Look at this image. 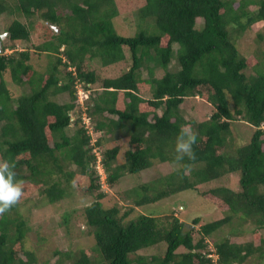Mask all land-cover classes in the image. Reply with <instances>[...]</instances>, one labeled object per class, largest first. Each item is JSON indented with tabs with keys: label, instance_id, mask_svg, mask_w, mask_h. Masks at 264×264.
<instances>
[{
	"label": "trees",
	"instance_id": "obj_1",
	"mask_svg": "<svg viewBox=\"0 0 264 264\" xmlns=\"http://www.w3.org/2000/svg\"><path fill=\"white\" fill-rule=\"evenodd\" d=\"M133 10L129 32L124 19L131 14L122 20L118 0H0V20L16 15L7 39L0 38V161L25 188L0 214V264L38 262L28 244L33 228L20 211L26 190L55 204L76 189L97 191L83 210L87 230H80L92 245L57 249L44 264H243L254 257L264 264V28L261 50L251 57L233 37V28L242 35L264 22V0H142ZM36 32L35 51L49 58L44 71L30 49L14 44ZM174 60L177 71L170 69ZM121 64L125 69L109 73ZM14 84L23 88L17 96ZM190 96L211 103L208 118L185 117L182 103ZM237 116L253 127L241 146L232 143ZM182 126L196 136L195 158L176 159ZM123 136L130 145L125 161L119 144L103 149ZM165 162L176 168L132 187L126 203L104 207L98 164L113 187ZM229 176L237 187L222 182ZM192 189L223 216L202 223L198 215L189 224L175 212L140 210ZM68 221L66 215V227ZM246 223L263 231L259 243L231 240ZM220 233L210 246L207 237Z\"/></svg>",
	"mask_w": 264,
	"mask_h": 264
},
{
	"label": "rangeland",
	"instance_id": "obj_2",
	"mask_svg": "<svg viewBox=\"0 0 264 264\" xmlns=\"http://www.w3.org/2000/svg\"><path fill=\"white\" fill-rule=\"evenodd\" d=\"M118 2L120 4L122 20L123 17L127 16V14L129 15V17L131 14V19L129 21H126L125 18L124 23H126V30H128L129 32H133L132 30H134L135 27L132 18V13L134 11L133 9H135V6L142 3V0H118ZM15 16V14L10 15L9 17L4 16V18L0 20L1 34L6 32V27L10 24L13 17ZM22 20H24L23 17ZM203 22V19L198 18V24H200L199 26H202ZM263 28L264 22H259L254 24L252 28L243 32L242 35L241 32L239 33L236 29L233 28L235 35H233V37L235 38L236 45L243 56L251 57L261 50V42L258 41L260 37L258 36V32L261 29L263 30ZM5 35L6 36L2 38V40L4 41L7 39L9 34ZM39 38L40 37L38 35V32H36L33 34V37L30 41H20L14 44L18 49H30L33 60L34 58L36 60V68L39 71H44L49 62V58L48 54L42 53L39 55L35 51L34 44L39 40ZM12 50V46H7L6 51L8 53ZM100 65V63H96L93 64V67H99ZM125 67L126 64H121L113 67L110 71H108L109 73L114 74V71H121L125 69ZM170 69L172 71H177L178 69H180V65L177 60H174L171 63ZM247 71L254 72V70H251L250 67L247 68ZM163 74V69H158L157 76L161 77ZM11 89L14 96L19 95L23 91L22 86L16 84H14ZM66 98L68 99L69 97L67 95L61 97L62 100H65ZM80 100L81 102L84 100L83 95L81 96ZM182 105L185 117L187 119L194 118L197 121L208 118V116L214 110V107L210 102L197 96L187 97ZM237 118H239L240 120L235 122V128L231 134L232 138L234 139L232 143L237 144V146H241L246 141H249L252 137L253 127L245 118L243 119L241 116H237ZM75 128L76 126L72 122L71 127L67 129V132L72 134L75 131ZM111 138L112 140L105 143L103 149L114 144H119L121 148L120 159L121 161H125L126 150L130 146L129 137L123 136L119 139H114L113 137ZM175 168L176 166L171 163H155L152 167L140 172V178H137L136 176L131 174H126L113 187H110L107 183L102 184L101 189L107 193V196L101 199V201L104 207L107 208L118 204H124L126 203V200L124 199L126 197V192L132 187L138 186L140 182H145L148 180L151 181L161 174H167ZM222 182L237 187L236 176H229V178H225V180H223ZM23 189L25 190V188ZM96 197L97 191H95L93 195H85L84 193L76 189V192L73 195H70L63 201H59L55 204H49L45 199L42 198V196H40L37 190H26V198L24 199V202L20 207V211L27 217L29 225L31 226V228H33L29 232L28 244L37 252L38 262H36L35 264H44L45 261L50 260L53 257V252L57 249L67 247H71L74 249H76L77 247H83L85 249H89V246L92 245L89 237L85 236L87 234H80V230H87L83 215L84 207L86 204H89L90 202H92V200L96 199ZM140 210L147 213L158 214H170L171 212H175L189 224H193V221L191 219L198 215L201 218L202 223L207 220L223 216V213L217 207L211 206V202L207 198L201 199L198 191L193 189L179 192L155 204H148L141 207ZM66 215H68L70 218V221H68V227H66V224H64ZM198 228L199 225L195 227V230H197ZM241 230L242 231H240V234L231 237L232 241H254L255 243L260 242L261 233L263 232L262 230L255 228L254 225L251 226V224L249 223L242 225ZM38 235L41 236V238H39ZM221 237H223L222 233H220L219 235L215 234L213 237H207V241L209 245L213 247V245L215 244V239ZM257 262L258 260H256V257H254L243 264H258Z\"/></svg>",
	"mask_w": 264,
	"mask_h": 264
},
{
	"label": "clouds",
	"instance_id": "obj_3",
	"mask_svg": "<svg viewBox=\"0 0 264 264\" xmlns=\"http://www.w3.org/2000/svg\"><path fill=\"white\" fill-rule=\"evenodd\" d=\"M52 24L53 23H51L50 25ZM54 25H57V24L54 23ZM59 31H60V28H59ZM3 34H8V32L6 31ZM0 38L2 39V37ZM69 69H73V68L69 67ZM77 85H78L77 101L81 102L80 98L82 95L84 97V89L81 84H77ZM84 100H85V97H84ZM73 118L74 117H72V119ZM195 142H196V136L188 130L187 126H182L181 131L178 133V136H177L176 159L182 160L185 155L189 156V158H195V153L193 151V145L195 144ZM98 167L100 168V173H101L100 176H101L102 183L105 184L106 183V173L103 170L101 164H98ZM21 183L22 182L15 179V173L12 169V166L7 161H0V214L7 211L12 205L17 203L18 200L21 198V196L23 195V189H22Z\"/></svg>",
	"mask_w": 264,
	"mask_h": 264
},
{
	"label": "water",
	"instance_id": "obj_4",
	"mask_svg": "<svg viewBox=\"0 0 264 264\" xmlns=\"http://www.w3.org/2000/svg\"><path fill=\"white\" fill-rule=\"evenodd\" d=\"M53 27L56 28L57 31H59V27L57 25L52 24ZM4 36H6L5 34H2L1 37L3 38ZM64 48V46H63ZM3 47H2V41H0V51H2Z\"/></svg>",
	"mask_w": 264,
	"mask_h": 264
}]
</instances>
